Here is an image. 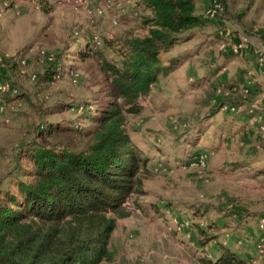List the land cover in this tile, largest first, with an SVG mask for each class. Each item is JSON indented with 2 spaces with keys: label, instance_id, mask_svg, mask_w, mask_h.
<instances>
[{
  "label": "rangeland",
  "instance_id": "374dc122",
  "mask_svg": "<svg viewBox=\"0 0 264 264\" xmlns=\"http://www.w3.org/2000/svg\"><path fill=\"white\" fill-rule=\"evenodd\" d=\"M197 1L210 21L180 35L158 84L139 98L140 113L127 114L126 130L146 156L148 176L141 194L128 199L129 215L117 219L111 260L100 264H199L205 250L192 237L196 226L244 252L250 264H264V0H219L214 16L205 11L212 0ZM139 12L135 0H0V54L22 55L27 71L8 73L20 96L6 98L10 122L0 125V175L12 167L30 126L50 121L81 128L88 111L80 114L75 105L94 110L106 100L94 59L75 61L50 80L38 49L56 54L61 65L92 36L102 40L136 26ZM239 78L258 82L246 105L226 98L232 89L246 93L235 83ZM240 114L251 121L247 145L216 127ZM219 135L229 137L221 143Z\"/></svg>",
  "mask_w": 264,
  "mask_h": 264
},
{
  "label": "trees",
  "instance_id": "16d2710c",
  "mask_svg": "<svg viewBox=\"0 0 264 264\" xmlns=\"http://www.w3.org/2000/svg\"><path fill=\"white\" fill-rule=\"evenodd\" d=\"M197 3L135 0L140 9L136 26L111 32L102 40L92 36L66 54L61 65L56 54L43 60L48 65L43 76L54 80L75 61L94 59L107 83L106 100L94 110L86 104L75 105L80 114L88 111L81 128L47 121L27 130L12 167L0 175V264H100L111 260L109 241L117 219L129 215L128 199L134 191L141 194L142 181L148 176L146 156L126 130L127 114L140 113L139 98L158 84L180 35L210 21L199 14ZM10 72L19 75L14 57L0 70L2 79L13 85ZM37 78L35 74L31 79ZM243 81L239 78L235 83L243 85L246 93L232 89L225 95L230 103L246 105L256 97L257 85ZM244 125L247 145L253 139L247 134L251 128L246 122ZM9 182L15 183L14 190ZM192 237L205 250L199 264H250L245 253L217 240L206 228L196 226Z\"/></svg>",
  "mask_w": 264,
  "mask_h": 264
},
{
  "label": "built area",
  "instance_id": "2783aa9c",
  "mask_svg": "<svg viewBox=\"0 0 264 264\" xmlns=\"http://www.w3.org/2000/svg\"><path fill=\"white\" fill-rule=\"evenodd\" d=\"M74 8H76V5H74ZM221 9H222L221 3L217 0H212L211 6L206 7L205 11L214 16L217 13V11ZM239 44L240 43L233 45V48L237 47ZM38 55L42 61L44 59L51 60L54 57V54L52 52H49L45 48L38 49ZM9 58H11V56H9L8 54H0V70L6 66V60ZM15 59L18 62L19 74H26L27 73L26 59L22 55L17 56V58ZM261 59L262 58H260V60ZM30 76L31 78H34L35 73H31ZM16 94H17V88L14 85H12L9 81L2 79L0 75V125L8 123L10 120L9 117L6 115V109L8 104L6 98L8 96H16Z\"/></svg>",
  "mask_w": 264,
  "mask_h": 264
},
{
  "label": "crops",
  "instance_id": "0c3cea01",
  "mask_svg": "<svg viewBox=\"0 0 264 264\" xmlns=\"http://www.w3.org/2000/svg\"><path fill=\"white\" fill-rule=\"evenodd\" d=\"M222 84H223V82H222ZM257 84H258V82H257ZM249 120H250V118L248 116H244L242 114L236 115V116L231 117V118L230 117L225 118V119L221 118L220 122H218L219 124H217L216 127H218L220 134L227 132L228 134H230V137L234 136V134L239 135L238 139H240V141L242 143V140L243 141L245 140L244 135L246 132V127L244 125V122H246L247 126H248L249 125L248 123L251 122ZM249 131L250 130L248 129L247 134L252 137V135L249 134ZM227 137H229V136L228 135L227 136L219 135V139H221V143H223ZM244 144L246 145V143H244Z\"/></svg>",
  "mask_w": 264,
  "mask_h": 264
}]
</instances>
